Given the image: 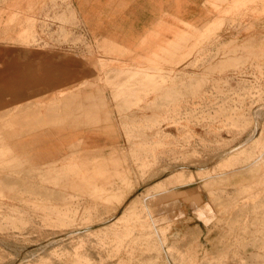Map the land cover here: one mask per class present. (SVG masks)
Wrapping results in <instances>:
<instances>
[{
	"label": "rangeland",
	"instance_id": "obj_1",
	"mask_svg": "<svg viewBox=\"0 0 264 264\" xmlns=\"http://www.w3.org/2000/svg\"><path fill=\"white\" fill-rule=\"evenodd\" d=\"M253 1L212 3L207 27L134 63L91 43L69 0H0V22L17 14L0 80L101 84L122 134L36 164L0 117V264H264V9L233 14Z\"/></svg>",
	"mask_w": 264,
	"mask_h": 264
},
{
	"label": "crops",
	"instance_id": "obj_2",
	"mask_svg": "<svg viewBox=\"0 0 264 264\" xmlns=\"http://www.w3.org/2000/svg\"><path fill=\"white\" fill-rule=\"evenodd\" d=\"M10 1L14 8L30 11L36 10L43 0ZM219 1L69 0L89 41L100 43L105 51L125 62L156 58L147 54L171 40L174 29L186 27L189 35L198 32L194 28H202L218 16L212 3ZM254 9L263 10L264 0H254L233 14L238 16L243 10ZM16 15L11 12L0 22L5 25L3 30L8 31ZM7 37L0 35V43L9 41ZM58 76L52 77L38 68L0 80V117L5 116V125L11 126L4 130V139H15L11 141L12 148L36 164H45L70 156L76 148L83 152L105 151L120 144L122 134L111 128L109 119L110 112L114 117L109 109V89L101 84L67 81V73Z\"/></svg>",
	"mask_w": 264,
	"mask_h": 264
},
{
	"label": "bare ground",
	"instance_id": "obj_3",
	"mask_svg": "<svg viewBox=\"0 0 264 264\" xmlns=\"http://www.w3.org/2000/svg\"><path fill=\"white\" fill-rule=\"evenodd\" d=\"M143 209H144V208H143ZM87 229H88V227H86V228H85V227L82 228V230H83L82 232L87 231ZM80 230H81V229H80ZM88 230H89V229H88ZM80 232H81V231H80ZM67 236H68V235H67Z\"/></svg>",
	"mask_w": 264,
	"mask_h": 264
}]
</instances>
